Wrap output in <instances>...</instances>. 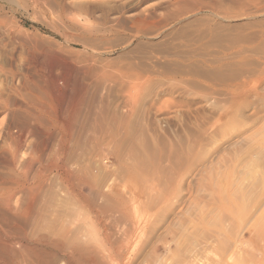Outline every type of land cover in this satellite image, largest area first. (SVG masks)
<instances>
[{"label": "rangeland", "instance_id": "374dc122", "mask_svg": "<svg viewBox=\"0 0 264 264\" xmlns=\"http://www.w3.org/2000/svg\"><path fill=\"white\" fill-rule=\"evenodd\" d=\"M7 5L0 106L9 97L22 103V80L28 78L33 104L40 97L49 102L43 94L48 89L61 105L46 113L33 108L37 121L32 118L30 126L59 128L77 101L73 129H80L82 143L64 167L48 139L37 138L38 153L22 152L19 165L25 159L32 165L13 204L32 210L24 237L13 244L18 257L11 254L0 264H63L59 255L46 261L42 249L51 248L36 244L40 232L57 228L52 219L60 210L71 212L66 227L77 228L101 250L106 232L122 240L126 249L111 253L112 264H264V0H10ZM86 53L98 67L92 75L88 63L81 67ZM132 85L138 87L132 111L121 112ZM102 87L108 92L101 93ZM115 109L139 139L136 160L120 161L114 144L102 140ZM157 147L161 154L150 152L155 159L146 154ZM80 167L91 168L85 174L101 182L114 178L113 190L126 200L129 219L110 208L92 217L76 203V191H66L63 180L64 174L82 175ZM12 235L6 239L13 241Z\"/></svg>", "mask_w": 264, "mask_h": 264}, {"label": "bare ground", "instance_id": "6f19581e", "mask_svg": "<svg viewBox=\"0 0 264 264\" xmlns=\"http://www.w3.org/2000/svg\"><path fill=\"white\" fill-rule=\"evenodd\" d=\"M8 1H10V0H8ZM8 1L7 0H0V36L2 34H4V26L6 25L5 22H6V17L8 15L7 10H10V6L7 5ZM140 21H141V18H140ZM4 23H5V25H4ZM94 59L95 58L92 54L86 53L84 55V64L82 63L81 67L85 66L87 63H88L87 67L92 63L95 64ZM85 67H83V68H85ZM88 68H89L88 71L86 68L87 73L89 71H90V73L91 72L93 73V71L98 72L97 71L98 67H96V65H92L91 67H88ZM61 70H63V69H61ZM63 71L66 72V69ZM102 72H104V73H102V75L105 74V71H102ZM92 73H91V75H92ZM99 76H100V74L98 75V79L101 77V76L100 77ZM102 78H103V76H102ZM22 81H24L23 90H25L24 91L25 93L21 95L22 98L20 97L21 98L20 101H22V103L20 102L21 103L20 104L18 102L19 99H17L18 100L17 101V100L12 99L11 97H9V99L3 104V106H0L1 108L4 109V118H2V120L0 122V139H1L0 140V260H4V261H5V259H9L10 257L7 258V256H10L11 254H12V257L13 256L15 257V259L18 257V253H17L18 250L13 246V244L17 243L18 241L21 242V238L24 237V227L27 223L28 217H29L31 210H32V208H30L31 205L23 207V206H19V205L14 206V204H13L14 198H16V194H17L16 188L20 185V181L23 180L21 178L25 177V175H23V174L26 173L27 171L29 172L30 166L32 165L31 159L22 160L20 165H19L18 162H20V160H21L20 158L22 157V155H21L22 152L23 151L25 152L26 150H28L30 148H32L31 151H33V148H34L35 149L34 152L37 151L36 153H38L40 151L39 148H38L39 151L37 149V147H38L37 144L39 145L38 139L40 137L42 138V139L40 138L41 139L40 141L48 139V140L52 141V143H53V144L50 143L53 146H51V145H49V146H51L52 149H54V152H56V154L59 156L58 158H60V161H62L63 167H64L65 163L67 161H68L67 163H69L70 160H73V158H75L77 156L78 150H80V146L82 143V142H80V139H81L79 136L80 133H78L80 131V129L78 132L77 131L75 132L73 129L74 123H76V120H77L76 119L77 118L76 117L77 111H78V109H80V108H78L79 104L76 103L77 101L75 103H70V105L68 106V110L66 111V116L69 119L63 121L61 123L62 125L59 128L54 129L52 127H48V128L44 127V128H40V129H38V128L34 129L31 127L32 125L30 126V124H29L32 121L31 120L32 118H33V120L37 121V118L35 119V117L33 116V110H34L33 108H35L41 112L46 113L48 111H55V109L61 108L60 107L61 105L59 106L57 96L54 98L55 92L53 90L50 92L48 89H47V91L43 92L44 97H46L49 100V102H46V104L47 103L48 104L46 105L45 101H44L45 99L43 100L42 97H40V98H38L37 104L35 102L34 103L35 105H34L32 100H31L32 97L30 98V96H33V95H31V93H32L31 92L32 89L30 88L31 86L27 82L28 78H27V80L23 79ZM22 81L20 82L21 84H22ZM29 81H31V80H29ZM104 81L102 80V82H104ZM108 81H109V79H108ZM99 85H100V83H99ZM105 85H106V83H105ZM21 86H23V85H21ZM106 86H108V85H106ZM107 88H109V87H107ZM131 88H132L133 92H129L128 94H126L128 96L127 97L128 99L126 98L127 100L124 101V103H123L124 105L122 104V107L119 106L121 109V112H123V110H124V112H126V111H130L132 109L133 96L135 95V92L138 90V87L136 85H132ZM104 89H105V87H102L101 93L102 92H108V91H104ZM11 90L13 91V89H11ZM18 91H19L18 95H20V89ZM18 91H16V92L18 93ZM89 91H90V89H89ZM16 92L15 93L11 92V93H14L16 96ZM75 94H76V92H75ZM77 96L80 97L81 95H77ZM104 97H106V96H104ZM100 104L103 106L106 105V104H103V102H101ZM100 104H99V106H100ZM119 107H117V108H119ZM102 110L100 112H102ZM112 112H113L112 116L109 115L110 117H109V120L107 123L109 128H108V130L106 129L105 134H103L104 137L102 138V140L105 139L107 143H109V144L113 143L114 144V148H115L114 154H116V156H117L116 158L119 159L120 161L122 160V158H124L123 156H126L127 158L130 157L129 160L132 159V157L134 160H136L134 155L136 154V151H139L138 149H140L139 139H138L137 135L135 133H133L132 131H130L129 127L127 126V120L125 118L126 116L122 113H119V111L117 112L116 109H115V111H112ZM123 116H125V117H123ZM43 117H44V115H43ZM97 117H99V116H97ZM97 120H98V118H97ZM41 122L43 123V121H41ZM47 123H50L49 125H54L52 119L48 120ZM77 123H78V121H77ZM44 124H45V122H44ZM98 124L99 123H97L96 125L98 126ZM33 127H35V126H33ZM76 127H77V125H76ZM85 128L86 127H84L83 129H85ZM97 130L95 129V132ZM93 131H94V129H93ZM42 147H43V144H42ZM55 147H56V149H55ZM159 147L163 148L160 145H159ZM46 149H47V147H46ZM43 150L44 149H42V152H43ZM146 150H147V148H146ZM148 151L149 152L145 151L146 154L147 153L150 154V152H152L154 155L156 153V156L158 154L162 153V150L158 149V147H157V150L153 151L150 148ZM95 154H96V152H95ZM153 154H150L151 158L153 157V156H151ZM32 155L33 154H31V156ZM49 155H50V153H49ZM159 156H158V158H159ZM36 157H38V154ZM145 157H146V155H145ZM151 158H150V160H151ZM147 161H148V159H147ZM129 163H131V162H129ZM136 163H138V162H136ZM132 165H134V162ZM83 169L81 170V167H80L79 170L84 172ZM90 169L89 168L87 169L88 172ZM129 170H128V172H129ZM141 170H142V168H141ZM65 172H67V171H65ZM88 172H84L82 175H79L77 172L76 174L74 173L75 175L73 174L74 176L69 175L67 177L64 174V180H63L64 181L63 182L64 187H66L65 188V189H67L66 191H68V190L69 191L73 190L74 192L76 191L74 193V195H72L75 198L76 203L78 202V204H80V206L82 208H86L88 210V212L92 215V217H94L93 212L95 214H97V213H101L104 210L110 208L112 210L114 209V213H116L123 220L129 219L130 213H129L128 208L126 206V203H127L126 200H124L122 195H120L118 192L113 190L112 183H113L114 178L111 177V178L105 180L104 182L103 181L101 182L100 178H98L93 173L92 174L89 173L90 176H87L86 174H88ZM131 172H133V171H131ZM79 173H80V171H79ZM59 175H58V177H59ZM133 176L134 177L129 176V178H130L132 183L134 180L136 183L137 182L136 175H133ZM30 178H31V176H30ZM146 178H147V176H146ZM168 179H169V177H168ZM39 185H40V183L38 184V187H39ZM84 187H87L89 189L88 194L83 192L82 188H84ZM18 191H21V190H18ZM42 191H43V189H42ZM39 197H41V196H39ZM70 214H71V212H69V211H64V210L57 211L56 214L53 216V219H52V221L57 225L56 226L57 228L48 229L42 233L40 232V234L37 233L38 234L37 239H38L40 244L37 242H36V244H38V245L45 244L47 247L51 248L50 251H46V249H42L44 251L46 258H47L46 261L49 258H53L55 255H59L61 260L63 261V264H72V263L81 264V263H85V262L90 263V264H112L111 260L113 261V258L111 256V253L113 252V253H116L117 255H120L122 253V251L126 249V246H122V244H121L122 240L121 241H119L118 239L115 240V238H113L114 236L112 235V233L109 234L108 232H106L107 230H104L106 232V233H104V238L107 241L106 246L101 250L98 247L92 245L77 228L71 229V228H68L65 226L67 222H70V220H69V219H71ZM101 228H102V226H101ZM39 230H41V229H39ZM10 234H13L12 236H15V239L13 241L12 240L9 241L8 239H6V238L10 237ZM2 236H4L5 239H3ZM29 248L31 249V248H36V247L32 246ZM38 257H40V256H38ZM8 262H9V260H8Z\"/></svg>", "mask_w": 264, "mask_h": 264}]
</instances>
